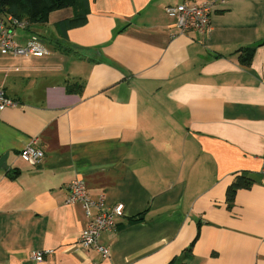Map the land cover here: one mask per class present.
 <instances>
[{"label": "crops", "instance_id": "1", "mask_svg": "<svg viewBox=\"0 0 264 264\" xmlns=\"http://www.w3.org/2000/svg\"><path fill=\"white\" fill-rule=\"evenodd\" d=\"M201 1L87 0L63 33L79 0L49 14L55 32L15 30L45 52L0 50L16 101L0 113V264H264V0H225L210 33L181 32L166 7ZM33 140L38 164L20 157ZM77 178L124 204L99 238L109 255L79 245L98 209L67 203Z\"/></svg>", "mask_w": 264, "mask_h": 264}, {"label": "built area", "instance_id": "2", "mask_svg": "<svg viewBox=\"0 0 264 264\" xmlns=\"http://www.w3.org/2000/svg\"><path fill=\"white\" fill-rule=\"evenodd\" d=\"M225 0H206L197 3L170 5L166 7L167 14L176 20V24L181 32H196L206 35L212 31L211 13L214 7ZM30 23L25 18H16L8 15L0 18V50L3 54L12 53L15 55L40 54L45 52V48L40 44L37 36L26 45H20L15 40L16 29H27ZM16 101L7 95L5 90L0 88V113L6 107L15 106ZM44 151L37 146L35 140L29 142L21 151L20 157L31 164H38L44 159ZM261 174L264 183V160L262 162ZM81 203L89 218L92 208L96 207L98 212L91 218L87 226L81 232L79 245L82 248H95L104 255L110 254L109 247L102 245L99 238L103 231L113 229L117 224V217L124 215V204L120 203L113 207H106L101 201H94L82 179H75L70 184V194L67 203ZM52 250L42 249L32 252V258L40 261L50 254Z\"/></svg>", "mask_w": 264, "mask_h": 264}, {"label": "trees", "instance_id": "3", "mask_svg": "<svg viewBox=\"0 0 264 264\" xmlns=\"http://www.w3.org/2000/svg\"><path fill=\"white\" fill-rule=\"evenodd\" d=\"M78 1L79 0H0V18L12 15L20 19L25 18L30 24L33 22H47L51 12L66 7H75L77 6ZM87 5V0H84L82 10H80L74 17L68 18L59 23V27L63 33L68 29L81 27L87 23L88 16L85 11ZM254 53V47L242 49L241 61L245 64H250ZM239 184H237L238 187L246 185L245 182Z\"/></svg>", "mask_w": 264, "mask_h": 264}, {"label": "rangeland", "instance_id": "4", "mask_svg": "<svg viewBox=\"0 0 264 264\" xmlns=\"http://www.w3.org/2000/svg\"><path fill=\"white\" fill-rule=\"evenodd\" d=\"M203 1H206V0H203ZM195 3H197V2H195ZM31 25H32V27H37L38 28V26H40V25H42V26H47V28L51 31V32H55L56 30V27L53 25V24H50V25H47V23H44V22H33V23H31ZM22 31H24L25 32V30L24 29H17L16 30V32L18 33V32H22ZM16 34V33H15ZM16 37H17V35H16ZM51 39L49 38L45 43H46V45L47 46H51L52 45V43H51Z\"/></svg>", "mask_w": 264, "mask_h": 264}, {"label": "water", "instance_id": "5", "mask_svg": "<svg viewBox=\"0 0 264 264\" xmlns=\"http://www.w3.org/2000/svg\"><path fill=\"white\" fill-rule=\"evenodd\" d=\"M5 158H6V156H3V157L0 158V165L3 164V161H4Z\"/></svg>", "mask_w": 264, "mask_h": 264}]
</instances>
